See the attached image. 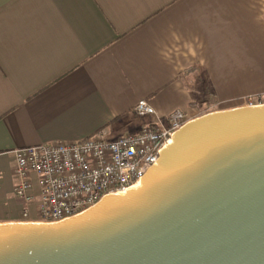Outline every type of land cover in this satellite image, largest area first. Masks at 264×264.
<instances>
[{
	"label": "crops",
	"instance_id": "obj_1",
	"mask_svg": "<svg viewBox=\"0 0 264 264\" xmlns=\"http://www.w3.org/2000/svg\"><path fill=\"white\" fill-rule=\"evenodd\" d=\"M246 98L264 99V0H0V225L39 221L36 176L32 203L14 195V150Z\"/></svg>",
	"mask_w": 264,
	"mask_h": 264
},
{
	"label": "water",
	"instance_id": "obj_2",
	"mask_svg": "<svg viewBox=\"0 0 264 264\" xmlns=\"http://www.w3.org/2000/svg\"><path fill=\"white\" fill-rule=\"evenodd\" d=\"M0 264H264V104L193 119L77 217L0 225Z\"/></svg>",
	"mask_w": 264,
	"mask_h": 264
},
{
	"label": "built area",
	"instance_id": "obj_3",
	"mask_svg": "<svg viewBox=\"0 0 264 264\" xmlns=\"http://www.w3.org/2000/svg\"><path fill=\"white\" fill-rule=\"evenodd\" d=\"M134 111L141 118L156 115L147 100L139 101ZM192 120L187 112L176 110L165 121L112 141L102 132L81 141L16 149L19 182L14 195L25 204L32 203L36 198L31 192L32 176H36L38 223L56 224L77 217L105 197L124 195L142 182L176 134ZM22 215L28 218L29 210H23Z\"/></svg>",
	"mask_w": 264,
	"mask_h": 264
},
{
	"label": "rangeland",
	"instance_id": "obj_4",
	"mask_svg": "<svg viewBox=\"0 0 264 264\" xmlns=\"http://www.w3.org/2000/svg\"><path fill=\"white\" fill-rule=\"evenodd\" d=\"M258 98H253V99H250V98H246L244 99L243 101H240L239 103L237 104H240L242 106H247L248 104H264V99L261 101L257 100ZM211 104H214L213 106H210L209 108L205 109L204 111H201V115L202 114H209V113H213V112H217V111H221L225 108H227L230 104H222V105H217V102L215 103H211Z\"/></svg>",
	"mask_w": 264,
	"mask_h": 264
},
{
	"label": "bare ground",
	"instance_id": "obj_5",
	"mask_svg": "<svg viewBox=\"0 0 264 264\" xmlns=\"http://www.w3.org/2000/svg\"><path fill=\"white\" fill-rule=\"evenodd\" d=\"M173 143V142H172ZM142 185V182H140L139 184H137L134 188H132L131 190H134V189H138L139 187H141Z\"/></svg>",
	"mask_w": 264,
	"mask_h": 264
}]
</instances>
